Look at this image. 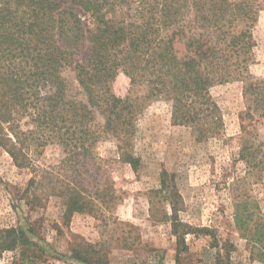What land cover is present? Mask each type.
Returning a JSON list of instances; mask_svg holds the SVG:
<instances>
[{
	"label": "trees",
	"instance_id": "16d2710c",
	"mask_svg": "<svg viewBox=\"0 0 264 264\" xmlns=\"http://www.w3.org/2000/svg\"><path fill=\"white\" fill-rule=\"evenodd\" d=\"M260 10L258 0H0V149L31 172L19 196L28 210L54 196L63 223L74 214L110 211L112 160L96 148L113 142L117 161L136 171L138 122L153 102H166L171 123L190 129L196 141L216 140L224 122L210 90L238 81L246 105L241 122L264 121V81L249 73ZM120 73L129 79L124 98L111 89ZM254 143L241 124L239 159L248 170L264 171V141ZM48 146L63 153L61 174H40L35 164ZM149 195L167 204L170 213L158 220L168 222L177 247L184 246L194 229L178 218L174 174L162 171L159 189ZM232 216L250 258L264 263V210L244 199L234 203ZM32 234L28 218L25 227L0 228V259L14 253L6 264L45 262ZM98 246L82 241L73 256L105 264Z\"/></svg>",
	"mask_w": 264,
	"mask_h": 264
},
{
	"label": "rangeland",
	"instance_id": "374dc122",
	"mask_svg": "<svg viewBox=\"0 0 264 264\" xmlns=\"http://www.w3.org/2000/svg\"><path fill=\"white\" fill-rule=\"evenodd\" d=\"M258 1L261 10L253 28L255 46L249 73L264 81V0ZM65 74L75 88L72 75ZM242 87L237 81L210 90L224 122L220 139L196 141L190 129L171 123L169 105L156 101L138 122L140 165L136 171L117 161L113 142L100 143L96 148L99 156L112 160L107 184L115 201L110 211H102L97 217L74 214L63 223L61 201L54 196H46L29 211L19 196L31 172L15 167L0 149V228L25 227L28 218L37 231L30 237L44 249L45 262L41 264H93L73 256L72 249L82 241L101 246L105 264H219L227 259L234 264H264L250 258L249 246L235 229L232 216L234 203L244 199L255 200L264 210V171L248 170L238 156L241 124L252 131L254 144L264 141V121L241 122L246 110ZM111 89L124 98L130 90L129 79L118 74ZM62 157L59 147L48 146L35 158V164L41 168L40 174L51 169L58 173ZM164 170L174 174L181 197L179 220L194 229L180 247L170 224L158 220L162 213H170L169 207L165 202L159 206L158 198L149 195L159 189ZM44 181L37 190L40 193L46 189ZM13 254L5 253L0 264L8 263Z\"/></svg>",
	"mask_w": 264,
	"mask_h": 264
}]
</instances>
